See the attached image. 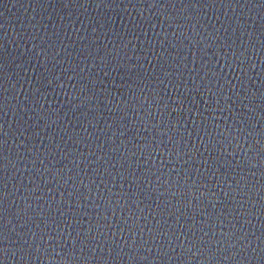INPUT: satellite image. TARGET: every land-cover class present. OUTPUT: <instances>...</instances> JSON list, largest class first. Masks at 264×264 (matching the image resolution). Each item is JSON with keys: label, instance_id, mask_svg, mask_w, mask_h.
<instances>
[{"label": "water", "instance_id": "95a60500", "mask_svg": "<svg viewBox=\"0 0 264 264\" xmlns=\"http://www.w3.org/2000/svg\"><path fill=\"white\" fill-rule=\"evenodd\" d=\"M0 264H264V0H0Z\"/></svg>", "mask_w": 264, "mask_h": 264}]
</instances>
